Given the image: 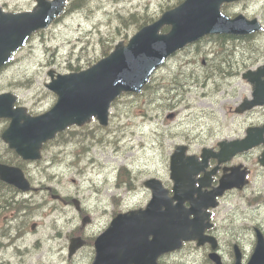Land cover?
I'll return each mask as SVG.
<instances>
[{"label": "rangeland", "instance_id": "rangeland-1", "mask_svg": "<svg viewBox=\"0 0 264 264\" xmlns=\"http://www.w3.org/2000/svg\"><path fill=\"white\" fill-rule=\"evenodd\" d=\"M71 1L61 16L47 28L33 33L13 60L0 69V92H12L17 96L18 104L34 114L46 111L56 99V95L45 87L49 68L60 73L77 71L68 64L76 65L79 60L78 69H85L102 56L101 36L106 37L114 31V44L120 39L127 40L137 30L135 24L121 25L120 14L137 12L154 19L180 0H86L84 5L76 8L70 6ZM34 3V0H0V6L10 11L29 10ZM220 8L228 17L241 13L246 18H256L263 29L246 36L219 38L208 35L188 44L153 73L149 89L139 94L128 92L118 96L110 105L106 126L99 125L96 119L81 127L71 126L61 136L47 141L42 147L40 161L30 164L33 172L36 168L41 170L44 184L54 186L62 195L75 196L84 202L93 218L86 227V236L101 232L112 207L118 209L120 205L126 210L145 204L148 192L142 182L149 176L167 180L169 154L174 146L187 143L192 152L199 151L202 145L190 140L192 135L200 129L215 130L228 121L222 116L227 109H221L219 101L233 104L251 92L241 78V72L264 62V0L222 3ZM164 28L168 29L163 26L160 31ZM215 56L231 60L229 73L222 78L217 74L204 80L208 76H203L205 68L201 60L208 61ZM86 58L90 59L89 63ZM175 73L182 77L180 83L186 89L183 94L176 93L172 80ZM215 83H221V90ZM164 92L170 106L161 104L165 101L161 98ZM169 112H175V117L167 119ZM7 122L0 118V130ZM4 149L0 141V151ZM123 165L129 171L130 189L126 186L127 180L117 178ZM95 189L99 190L97 195L104 197L101 203L93 192ZM114 193L119 204H110L108 197ZM43 198L47 204H53L44 192ZM104 202H107L105 211L102 208ZM42 213L35 220L38 223L35 233L28 228V235L20 242L21 246H30L38 238L40 248L30 250L24 261L16 255L10 258L6 254L5 258H9L11 264H62L58 261L62 254L59 249L65 243V234L78 223L75 210L72 206L58 205L47 213L44 204ZM253 221L264 226V206H259ZM57 231L60 234L54 237ZM220 238L224 264H232V242L241 243L245 255L248 254L249 232L245 223L234 229L221 228ZM43 248L45 251L38 256ZM5 251L12 252L5 248L2 254ZM192 257L193 264H201L200 256ZM90 258V249L81 250L70 264H89ZM168 261L191 264L179 253L173 254Z\"/></svg>", "mask_w": 264, "mask_h": 264}, {"label": "water", "instance_id": "water-1", "mask_svg": "<svg viewBox=\"0 0 264 264\" xmlns=\"http://www.w3.org/2000/svg\"><path fill=\"white\" fill-rule=\"evenodd\" d=\"M35 1V6L29 11L11 13L0 8V66L10 61L12 54L25 44L32 32L47 27L60 15L67 0ZM232 1L237 0H182L162 12L158 19L139 28L126 43L118 41L107 56L90 67L67 74H55L54 70H49L50 82L46 86L57 95V99L49 110L39 115L26 114L24 107L13 108L15 97L10 93L0 94V117L11 118L1 138L23 159H38L42 142L52 138L57 130L62 131L72 124L82 125L92 116L101 125H106L111 102L122 92H140L155 68L176 50L207 34L243 35L262 28L255 18L247 19L242 14L232 18L225 15L220 10L221 4ZM164 25L170 28L162 33L160 29ZM262 76L264 64L255 71L247 70L242 74L251 84L252 99H244L237 111L264 103ZM255 129L240 141L219 143V152L212 155L224 160L226 156L258 143L262 132L256 134ZM184 151V146H177L170 156L171 178L175 182L173 196H167V191L157 179L146 180L144 184L152 191L148 205L151 211L147 212L149 220L144 217L147 213L137 216L129 212L115 216L107 229L96 237L95 256L91 264H135L141 243L150 246V264H157L160 254L180 247L181 238L198 240L199 231L190 226L197 225L198 212L207 206L192 205L189 210L182 207L184 200L192 201L190 195L194 192L185 188L192 184L189 176L196 171L191 161L195 158L186 157ZM0 179L22 190L29 186L18 167L0 164ZM234 181L240 182L227 184L221 179L220 188L211 193V198L230 185L242 187L244 183L241 179ZM173 201L177 203L173 205ZM190 213L195 217L189 219ZM144 226L153 235L151 239L144 234ZM117 242H121L118 248ZM80 246L79 238L71 239V252ZM118 249L121 251L118 252ZM211 258L220 264L217 256ZM236 258L235 264H240L237 253ZM247 264H264V239L261 236Z\"/></svg>", "mask_w": 264, "mask_h": 264}, {"label": "flooded vegetation", "instance_id": "flooded-vegetation-1", "mask_svg": "<svg viewBox=\"0 0 264 264\" xmlns=\"http://www.w3.org/2000/svg\"><path fill=\"white\" fill-rule=\"evenodd\" d=\"M202 64L205 68L204 71L209 68V65L205 63ZM262 77L264 78V76ZM214 85L216 88L221 90V83ZM248 85L251 89L250 84ZM246 96L247 95H243L233 104H225V102L220 100V108L227 109V111L223 112L222 116L224 119H228V121L218 125L215 130L200 129L192 135L190 140H196L199 142V144L202 145L201 148L204 147L206 152L200 155L201 148L199 151L192 152L189 145L185 143L188 146L187 152L196 155V158L191 160L193 169L196 171H193L195 174L189 176L192 184L186 186L185 188L187 191L194 192L190 195L192 201L184 200L182 202V207L186 210L191 209L192 205L207 207L198 212L197 225L190 226L191 229L199 231L197 235L198 240L182 241V244L178 249L160 254L156 259L158 263L176 264L169 262L168 259L173 254L179 253L186 257L191 264H193L192 256H200L201 264H215L210 259V254L217 253L218 255H221L220 229H234L243 223H245L246 230L249 232L250 249L248 254L245 255V250L242 244L236 241L230 243V248L232 252L233 244H237L242 253V260L245 262L251 255L255 246L256 230L260 231L264 237V226L257 221H253V219L256 218L259 206H264V164L260 160L264 154V104L237 112V105ZM223 103L225 106H223ZM5 127L6 126L1 128L0 133ZM253 128H256L254 130L256 134H258V131L262 132L261 141L254 144V146L228 155L224 158V160H221L220 157L212 155L213 153L219 152V142L223 140L229 141L234 139H243L248 135L249 131H252ZM6 147V144H4V151H0V162L10 165L16 163L17 165H21L22 160L20 157H18L10 149L9 151H6ZM167 171V180H164L165 178L163 179L159 176L155 177L161 181L162 187L168 192V196H172L174 193L175 182L170 176L169 164L167 166ZM32 172L33 171L30 165L24 170V173L31 185L30 190L25 192L5 183L0 179V209H2V212L0 213L1 264H11L9 258H5L6 254L10 258L11 256L16 255L21 261H24L30 250L40 248L41 242L38 238L33 240V243L30 246H21L20 242L28 235V228L32 231V234L35 233L38 223L33 220V217L43 215L42 206L44 204L47 213L55 210L58 205L63 207L72 206L78 218L77 225H74L65 234V243L59 249L62 254L58 261L62 262V264H70L78 253L85 249H90L91 256H93V242L95 236H86V227L92 222L93 218L86 210L84 202L78 197L62 194L61 196L63 199H52L51 194L58 193L57 189L53 186L50 191L47 190V187L42 184V174L40 169H35L34 176L32 175ZM234 172H236V174L231 177ZM221 179H223L227 184L238 183L240 181L237 182L234 180L240 179L244 183L242 187L230 185L231 187L223 189L221 194L215 195L211 198V193H215L220 188ZM31 180H33L34 183H32ZM97 188L99 189V187ZM98 189H95L93 192L96 193V196L99 199L98 202L101 203L104 197L102 194H100V196L97 195L99 192ZM43 192L45 193V196L51 198V202L53 204H47V201L43 198ZM147 192L148 196L144 201L145 204L143 205L137 204L126 210H123L120 205L118 209H114L111 206L112 211L110 212L109 218L102 227L101 231L107 227L108 223L115 215L126 213L129 210L144 208L151 195L149 190H147ZM87 194L93 196L91 192H88ZM108 199L110 204H119L117 194H112L111 197H108ZM176 203L177 201L172 202L173 205ZM106 205L107 202L102 204L104 211L106 210ZM240 206H243V209H241ZM18 208L21 211H19ZM162 209H164V207ZM144 217H147L148 221L149 213L145 214ZM194 217L195 215L193 213L189 214V219ZM86 218L88 221H86ZM32 226H34L33 229ZM59 234L60 232L57 231L53 236L55 237ZM144 234L150 239L153 236L149 233L146 226H144ZM76 236L82 238L83 246L74 254L69 255V239ZM120 245L121 242H117L116 248ZM5 248H9L12 252L9 253L5 251V254H2ZM149 248L150 246L146 243L140 244V252L137 253L135 264L151 263V251H149ZM44 251L45 248H43L37 255H42ZM181 263L182 262H179L177 264ZM23 264H25V262H23Z\"/></svg>", "mask_w": 264, "mask_h": 264}, {"label": "trees", "instance_id": "trees-1", "mask_svg": "<svg viewBox=\"0 0 264 264\" xmlns=\"http://www.w3.org/2000/svg\"><path fill=\"white\" fill-rule=\"evenodd\" d=\"M86 2V0H72L70 2V6L76 8V7H79V6H82L84 5ZM153 20V18L151 17H148L147 15H143V14H138L137 12H132L128 15H122L120 14L119 15V23L123 26H128V25H131V24H135L136 27H140L142 26L143 24H146L147 22ZM117 29V33H119L120 31V27H116ZM115 35L116 33L113 31L112 34H109L107 35L106 37H101L100 40L102 41V56L103 55H106L108 54V52L112 49L113 47V42L115 41ZM220 37H223V36H220ZM216 58H221L222 60H227L228 61V58H226L225 56H215L214 57V61L212 62V64L214 63V65H217L216 68H211L209 73H216V72H219V73H223L224 72V69H220L219 68V65H221V60H215ZM87 60V63L90 62V59L89 58H86ZM216 62V63H215ZM228 63H230L228 61ZM68 67L73 69V70H79V62L77 61V64L76 65H73L71 63L68 64ZM174 80H177L174 82V84H176V86H180L181 84L179 83L181 81L180 78H177V77H173ZM149 85L147 84L145 87H144V90L146 89H149L148 88ZM123 169H121V172H122Z\"/></svg>", "mask_w": 264, "mask_h": 264}, {"label": "bare ground", "instance_id": "bare-ground-1", "mask_svg": "<svg viewBox=\"0 0 264 264\" xmlns=\"http://www.w3.org/2000/svg\"><path fill=\"white\" fill-rule=\"evenodd\" d=\"M57 131H59V130H57ZM57 133H58V132H56L55 135L52 137L53 139H55V138L57 137ZM2 208H3V207H2ZM5 208H6V207H5ZM18 209H19V208H18ZM26 209H28V208H26ZM0 210H2V209H0ZM9 210H10V208H9ZM16 211H18V210H16ZM19 211H21V210L19 209ZM19 211H18V212H19ZM181 240H182V241H190V240L192 241V240H195V239H183V238H181Z\"/></svg>", "mask_w": 264, "mask_h": 264}]
</instances>
